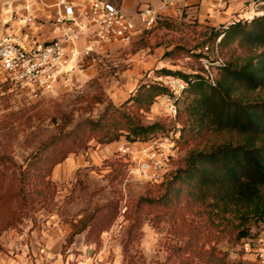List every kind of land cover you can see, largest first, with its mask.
<instances>
[{"label":"rangeland","instance_id":"obj_1","mask_svg":"<svg viewBox=\"0 0 264 264\" xmlns=\"http://www.w3.org/2000/svg\"><path fill=\"white\" fill-rule=\"evenodd\" d=\"M221 26L216 30L229 24ZM210 27L193 18L140 24L129 46H111L105 66L89 67L42 98L0 81V264H256L241 246L262 234L264 220L253 222L248 237L240 238L238 219L216 217L191 196L187 183L172 180L190 151L242 136L235 130L182 131V104L177 102L175 118L166 107L167 99L176 100L167 78L179 76L159 71L199 72L215 84L224 63L241 64L264 51L260 42L244 38L220 47V36L209 38ZM151 81L168 93L150 109L136 110L127 100ZM244 94L264 98V89ZM113 108L136 111L144 124H161L153 136L179 133L161 183L128 175L118 152L125 135L100 143L99 129L75 132Z\"/></svg>","mask_w":264,"mask_h":264},{"label":"trees","instance_id":"obj_2","mask_svg":"<svg viewBox=\"0 0 264 264\" xmlns=\"http://www.w3.org/2000/svg\"><path fill=\"white\" fill-rule=\"evenodd\" d=\"M251 25L255 29L247 30ZM208 29L209 38L220 36V47L240 38L264 45V17L229 24L221 32L215 26ZM209 38L206 36L200 45L205 46ZM159 73L177 75L188 82L182 97L176 99L186 116L182 131L196 134L206 130H235L242 136L234 143L190 151L184 166L175 171L172 180L187 183L191 196L210 206L216 217L233 215L243 227L239 237H248L253 222L264 220V98L251 99L244 93L264 89V51L241 64L224 63L222 76L215 84L199 72L188 74L161 69ZM167 93L166 86L151 81L141 84L127 103L136 110H148L157 97ZM88 127L100 130V143H112L119 141L122 135L131 142L147 140L160 130L161 124H144L136 111L113 108L96 121L82 122L75 132ZM82 143L84 140L77 146Z\"/></svg>","mask_w":264,"mask_h":264},{"label":"built area","instance_id":"obj_3","mask_svg":"<svg viewBox=\"0 0 264 264\" xmlns=\"http://www.w3.org/2000/svg\"><path fill=\"white\" fill-rule=\"evenodd\" d=\"M28 1V0H27ZM231 0H215V13L225 10ZM57 0V23H64L66 29L61 37L42 41L25 32L0 36V81L12 88L27 92L33 98L53 94L61 86L72 84L77 74L98 63L106 65L108 50L115 43L129 46L137 35L138 25L151 26L160 17L151 7L140 8L137 17L127 15L123 9L110 0ZM89 2L87 5H85ZM174 0H162V7H168ZM30 5L25 6L29 11ZM79 11V17L76 13ZM264 17V0H248L241 11L233 16L229 24L251 21ZM83 20H81V19ZM27 25H35L36 18L27 15ZM85 38L82 47L77 42ZM117 67V63L114 64ZM172 97L177 99L188 86L183 78H167ZM167 111L172 117L178 114L176 100L166 101ZM179 133L152 136L144 141L120 143L118 152L124 158L129 176L149 184L161 183L170 171L171 159L177 153ZM241 251L252 257L256 264H264V231L260 236L243 241Z\"/></svg>","mask_w":264,"mask_h":264},{"label":"crops","instance_id":"obj_4","mask_svg":"<svg viewBox=\"0 0 264 264\" xmlns=\"http://www.w3.org/2000/svg\"><path fill=\"white\" fill-rule=\"evenodd\" d=\"M57 0H0V36L16 35L22 38L25 32L38 40L47 41L62 36L66 29L64 23H57V10L54 4ZM79 3L78 0H70ZM120 6L123 11L136 18L140 8L151 6L155 8L160 17L173 19L193 18L199 22L219 27L229 24L231 18L236 16L248 0H231L225 10L215 13L212 4L215 0H174L168 7H162V0H110ZM87 2L85 5H87ZM30 5L29 11L25 6ZM32 15L36 18L35 25H27L24 18ZM79 17V11L76 13ZM81 19V18H80ZM83 20V19H81ZM85 38L77 44L82 47Z\"/></svg>","mask_w":264,"mask_h":264}]
</instances>
